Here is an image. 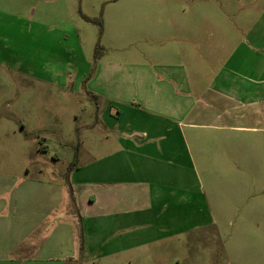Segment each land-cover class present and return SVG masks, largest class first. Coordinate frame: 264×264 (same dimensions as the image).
<instances>
[{"label":"crops","instance_id":"crops-1","mask_svg":"<svg viewBox=\"0 0 264 264\" xmlns=\"http://www.w3.org/2000/svg\"><path fill=\"white\" fill-rule=\"evenodd\" d=\"M130 10L123 59L98 53L87 83L108 102L107 152L93 156L91 177L73 182L74 210L95 221L91 236L109 232L102 256L111 264H162L152 247L202 227L230 264H264L258 224L228 230L213 217L240 208L264 217V0H156L144 14ZM35 228L0 226V264L83 257L52 256L68 241L49 243L47 231L37 245ZM98 246L91 239L88 250Z\"/></svg>","mask_w":264,"mask_h":264},{"label":"rangeland","instance_id":"rangeland-1","mask_svg":"<svg viewBox=\"0 0 264 264\" xmlns=\"http://www.w3.org/2000/svg\"><path fill=\"white\" fill-rule=\"evenodd\" d=\"M155 3L0 0V226L35 223L37 245L47 231L49 243L63 237L68 242L63 249L51 250L52 256L78 257L81 252L76 264H111L103 257L109 232L91 236L88 227L95 230V221L84 224L72 205L73 182L91 177L93 156L107 152L102 147L107 135L102 119L109 117L108 102L96 99L92 82L87 83L98 53L123 59L127 7L131 5L130 16H134ZM72 27L78 33L76 40L65 32ZM114 43L121 48H108ZM213 217L228 230L229 225L252 222L264 234V217L248 215L244 208L237 214ZM133 224L142 228L140 221ZM128 232L136 239L134 230ZM91 239L99 244L92 252L88 250ZM219 243L210 228L202 227L150 250L162 257V264H230L221 256ZM143 251L134 248L131 255ZM259 255L264 257V249ZM63 260L74 264L72 259Z\"/></svg>","mask_w":264,"mask_h":264}]
</instances>
